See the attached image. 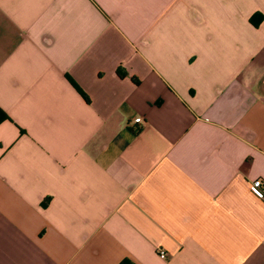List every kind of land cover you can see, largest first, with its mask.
Returning a JSON list of instances; mask_svg holds the SVG:
<instances>
[{"label": "crops", "instance_id": "crops-1", "mask_svg": "<svg viewBox=\"0 0 264 264\" xmlns=\"http://www.w3.org/2000/svg\"><path fill=\"white\" fill-rule=\"evenodd\" d=\"M256 13L0 0V264H264Z\"/></svg>", "mask_w": 264, "mask_h": 264}, {"label": "built area", "instance_id": "built-area-1", "mask_svg": "<svg viewBox=\"0 0 264 264\" xmlns=\"http://www.w3.org/2000/svg\"><path fill=\"white\" fill-rule=\"evenodd\" d=\"M143 119L141 117L136 118L135 123H142ZM249 187L253 193H255L258 197L264 200V178H254L250 180ZM160 256L165 258L167 257L168 253L160 249L159 251Z\"/></svg>", "mask_w": 264, "mask_h": 264}, {"label": "trees", "instance_id": "trees-1", "mask_svg": "<svg viewBox=\"0 0 264 264\" xmlns=\"http://www.w3.org/2000/svg\"><path fill=\"white\" fill-rule=\"evenodd\" d=\"M263 15L261 14V13H256V14H254V15H252V17H251V22L254 24V25H256V26H258L260 23H261V21L263 20ZM70 78V77H69ZM71 79V78H70ZM71 81H72V83L76 86V88L81 92V93H83V95L86 97V95H85V93L82 91V89L78 86V84L73 80V79H71ZM134 81L136 82V83H138V81L137 80H135L134 79ZM86 99H88L87 97H86ZM7 117V115H6V113L0 108V121L1 120H3V119H5ZM139 131V130H138ZM120 264H135V263H133L132 261H130V260H128V259H125V260H123Z\"/></svg>", "mask_w": 264, "mask_h": 264}]
</instances>
